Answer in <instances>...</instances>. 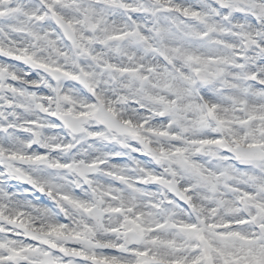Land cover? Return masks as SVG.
I'll list each match as a JSON object with an SVG mask.
<instances>
[{"label":"snow or ice","instance_id":"snow-or-ice-1","mask_svg":"<svg viewBox=\"0 0 264 264\" xmlns=\"http://www.w3.org/2000/svg\"><path fill=\"white\" fill-rule=\"evenodd\" d=\"M0 264H264V0H0Z\"/></svg>","mask_w":264,"mask_h":264}]
</instances>
